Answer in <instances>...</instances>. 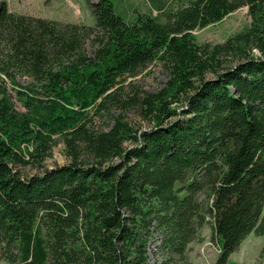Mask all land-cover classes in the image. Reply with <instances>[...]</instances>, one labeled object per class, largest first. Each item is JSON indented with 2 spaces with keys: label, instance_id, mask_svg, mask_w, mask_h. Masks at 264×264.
<instances>
[{
  "label": "trees",
  "instance_id": "16d2710c",
  "mask_svg": "<svg viewBox=\"0 0 264 264\" xmlns=\"http://www.w3.org/2000/svg\"><path fill=\"white\" fill-rule=\"evenodd\" d=\"M149 1L159 16L126 20L112 0H85L94 27L19 15L0 1L6 264H192L189 245L206 224L214 264H227L247 236L264 235V0L170 10ZM243 7L249 27L195 43L192 31ZM154 61L168 76L163 88L118 99L119 79ZM108 105L136 109L152 128L139 132L119 115L94 130L89 110ZM55 136L71 162L22 179L15 170L41 167Z\"/></svg>",
  "mask_w": 264,
  "mask_h": 264
},
{
  "label": "rangeland",
  "instance_id": "374dc122",
  "mask_svg": "<svg viewBox=\"0 0 264 264\" xmlns=\"http://www.w3.org/2000/svg\"><path fill=\"white\" fill-rule=\"evenodd\" d=\"M3 1L10 12L55 21L63 24H76L94 27V19L85 0H0ZM186 0H166L165 10L176 9L183 5ZM115 12L122 15L126 20L136 13H147L152 16H159L154 10L149 0H112ZM124 14V15H123ZM250 17L247 14V8H240L226 16L220 22L209 25L202 29L192 31L195 43L202 44H220L228 38L245 30L250 25ZM87 54H90V44L86 43ZM167 74L162 65L154 61L146 67L139 69L134 74H128L119 79L115 89L117 98L125 101L135 96H142V93L157 92L165 85ZM20 86L27 85L30 81L18 80ZM7 90L14 109L19 113H25V109L17 99V87L12 88L7 85ZM109 113L102 110L94 115L89 110L91 125L94 130H108L112 125L114 117L124 115L128 124L137 131L142 132L150 130L152 124L149 120L143 119L136 109L110 107ZM129 146V145H126ZM71 161L67 158L65 147L61 139L54 137V143L50 157H48L41 167H19L15 171L22 179H29L35 175H41L45 170L69 164ZM116 160L111 161L115 163ZM189 259L192 264H214L218 256V247L216 239L212 233L210 225L206 224L199 231L195 241L189 245ZM0 264H6L0 259ZM227 264H264V235L255 236L250 234L239 245L238 249L232 253Z\"/></svg>",
  "mask_w": 264,
  "mask_h": 264
}]
</instances>
